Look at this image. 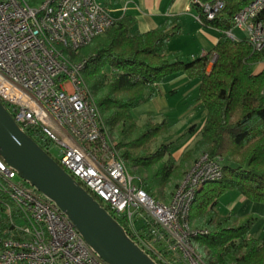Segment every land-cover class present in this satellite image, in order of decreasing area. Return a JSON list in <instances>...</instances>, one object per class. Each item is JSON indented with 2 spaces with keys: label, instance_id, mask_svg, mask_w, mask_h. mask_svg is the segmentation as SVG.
Segmentation results:
<instances>
[{
  "label": "built area",
  "instance_id": "built-area-1",
  "mask_svg": "<svg viewBox=\"0 0 264 264\" xmlns=\"http://www.w3.org/2000/svg\"><path fill=\"white\" fill-rule=\"evenodd\" d=\"M201 7L212 20L221 16L224 3ZM263 9L264 0L250 1L228 21L224 33L234 42L244 38L252 52L262 51ZM114 21L100 0H0V101L152 261L209 264L195 245L208 229L194 228L190 214L202 185L222 178V158L202 153L168 201L150 196L111 138L84 80L85 61L70 56ZM0 189L10 199L0 226V264H108L67 214L1 156Z\"/></svg>",
  "mask_w": 264,
  "mask_h": 264
},
{
  "label": "trees",
  "instance_id": "trees-1",
  "mask_svg": "<svg viewBox=\"0 0 264 264\" xmlns=\"http://www.w3.org/2000/svg\"><path fill=\"white\" fill-rule=\"evenodd\" d=\"M216 1L192 2L201 23L218 29L221 35L212 49L191 61L164 54L169 36L178 31L177 17L166 19L156 29L133 33L136 20L131 15L115 19L110 28L93 39L92 46H84L70 56L85 61L84 80L108 130L117 129L115 146L124 161L130 166L154 167L148 176L139 178L150 196L168 201L185 173L183 169L195 161L197 154L222 158V178L203 184L192 206L190 221L197 219L196 227L202 224L210 228L195 241L207 248L208 257H204L209 264H264V239L249 232L252 216L218 215L214 210L219 197L229 190L252 202L264 203V68L257 73L250 71L262 61L264 49L252 52L244 38L234 42L224 33L228 21L252 0H221V16L208 20L201 4ZM259 19L264 20V9ZM178 72L200 81L198 99L206 111L200 137L179 160L172 155L175 141L161 143L151 153L133 155L129 147L158 138L167 131L168 124L165 119L147 120L130 139L138 127L132 110L155 95V84ZM173 177L176 181L171 183ZM163 186L168 187L167 193L158 191ZM9 201L0 189V226L5 220L4 204Z\"/></svg>",
  "mask_w": 264,
  "mask_h": 264
},
{
  "label": "crops",
  "instance_id": "crops-1",
  "mask_svg": "<svg viewBox=\"0 0 264 264\" xmlns=\"http://www.w3.org/2000/svg\"><path fill=\"white\" fill-rule=\"evenodd\" d=\"M100 2L115 19L124 15L133 16L136 20L131 30L133 33L156 29L166 19L177 17L176 27L178 31L169 36L164 54L166 56L175 55L178 60L185 62L191 61L212 49L221 35V31L218 29L201 23L198 18L199 14L193 7V0H100ZM242 36L241 34L239 37ZM199 83L198 78L190 79L182 72L171 74L154 85L155 95L139 103L133 109V113L137 116L162 117V120L167 121L168 133L172 126L178 123L175 120H171L169 123L168 117H171V115L182 117L190 110L203 108L198 99ZM191 96L194 102L188 104L187 99ZM178 98L181 99L180 103L175 100ZM182 102L185 103L181 104ZM204 113L202 123L199 125L194 123L191 132L185 136L186 138H183L182 143L172 152L176 160L179 159L181 153L189 148L192 141L197 139L198 132L205 122L206 111ZM228 200L226 213L235 214L238 217L250 214L253 218L250 225V234L264 239V203L244 199L236 191H233ZM218 214L223 215L220 212Z\"/></svg>",
  "mask_w": 264,
  "mask_h": 264
},
{
  "label": "water",
  "instance_id": "water-1",
  "mask_svg": "<svg viewBox=\"0 0 264 264\" xmlns=\"http://www.w3.org/2000/svg\"><path fill=\"white\" fill-rule=\"evenodd\" d=\"M0 156L60 207L108 264H156L120 223L17 125L1 101Z\"/></svg>",
  "mask_w": 264,
  "mask_h": 264
},
{
  "label": "rangeland",
  "instance_id": "rangeland-1",
  "mask_svg": "<svg viewBox=\"0 0 264 264\" xmlns=\"http://www.w3.org/2000/svg\"><path fill=\"white\" fill-rule=\"evenodd\" d=\"M234 32L236 33L237 36H241V32L237 29L234 30ZM93 40L85 46V48H88L90 46L93 45ZM264 68V57L262 59V61L254 64L252 67H251V72L252 73H256L260 70H262ZM179 95V94H178ZM179 97V96H177ZM177 100L178 103L181 102V99H175ZM188 101V104H190V102H194L193 100V97H189L187 99ZM185 102H182L181 104H183ZM191 103V104H192ZM204 109L203 108H195L194 110H190L188 111L185 115H183L182 117H178L177 115H171V117H168L169 119V123L171 122V120H175L178 121L177 124L173 125L171 130L167 133V131L165 133H163L161 136H159L158 138L156 139H153L151 140L150 142L144 144V145H139V146H132V147H129L128 150L133 154V155H139L140 153H144V154H148V153H151L152 151H154L161 143H166L167 141H175V147L173 150H175L178 145H180L183 141V138L190 133V129L193 128L194 126V123H196L197 125L201 124L202 123V120L204 119ZM132 113H133V110H132ZM133 120L137 123V129H134L133 130V133L130 135V139H133L137 133L142 129V126L143 124L147 121V120H151L152 122H159L161 121L162 117H155V116H152V115H147V116H137L135 115V113H133ZM181 128V129H179ZM109 133L111 135V138L113 139V141L115 142L116 141V136H117V129H112L111 131L109 130ZM171 134V135H170ZM200 137L199 135V132H198V135H197V139ZM186 138V137H185ZM197 139H194L192 141V144L189 145V148L190 147H193L194 146V143ZM122 149H125V148H121L120 151ZM188 149V148H187ZM186 149V150H187ZM182 154V153H181ZM200 154V153H199ZM196 155V157L198 158V155ZM177 155V154H176ZM201 155V154H200ZM52 156L54 158H57L58 157V151L56 149H53L52 150ZM174 157V156H173ZM181 157V156H180ZM179 157V159H180ZM195 157V158H196ZM178 159V160H179ZM165 161V158L163 159V162ZM194 160L191 161V163L186 166L184 169H183V172H185L191 165H192V162ZM125 163H126V166L130 172L131 175L135 176L136 178H142V177H146L148 176L151 171L154 169L153 168H147V167H141V166H130L129 165V162L125 160ZM156 167V166H155ZM182 176V173L179 175V177H177V182L180 180ZM137 180V179H135ZM175 177H173L170 182H175ZM171 186V184H169ZM158 191H160L161 193H167L169 190H168V187H165L163 186L162 188H160V190L158 189ZM233 193V190H229L227 192H225L223 195H221L218 199V202L214 208L215 212L218 214V212L220 213H223L226 214L227 210H228V204H229V197L232 195ZM159 200H162V201H166L163 197H160L158 198ZM218 211V212H217ZM219 215V214H218ZM198 221H203V220H198ZM197 223V219L195 220H192L191 221V225L194 227V228H199V229H208L210 230L209 227L207 226H204V225H200L198 227H196V224ZM195 225V226H194ZM195 245L197 246V249L205 256V257H208V250L207 248H204L203 246H201L198 241L195 242Z\"/></svg>",
  "mask_w": 264,
  "mask_h": 264
}]
</instances>
